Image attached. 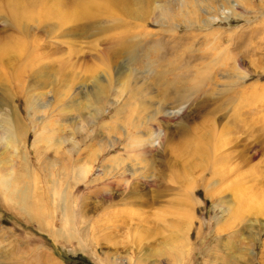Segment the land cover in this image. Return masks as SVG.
<instances>
[{
    "label": "rangeland",
    "instance_id": "rangeland-1",
    "mask_svg": "<svg viewBox=\"0 0 264 264\" xmlns=\"http://www.w3.org/2000/svg\"><path fill=\"white\" fill-rule=\"evenodd\" d=\"M16 1L0 264H264V0Z\"/></svg>",
    "mask_w": 264,
    "mask_h": 264
},
{
    "label": "bare ground",
    "instance_id": "bare-ground-1",
    "mask_svg": "<svg viewBox=\"0 0 264 264\" xmlns=\"http://www.w3.org/2000/svg\"><path fill=\"white\" fill-rule=\"evenodd\" d=\"M105 1V0H104ZM79 2V1H78ZM140 2V1H139ZM141 2H143L142 0H141ZM140 2V3H141ZM46 3V0H17L16 1V4H15V6H14V9H13V12H14V16H15V18H17V19H19V18H21L22 16H31L32 14H33V12H32V14L30 13L31 12V5H32V7L33 6H35V5H42V4H45ZM145 3H147L146 1H145ZM86 4V3H85ZM47 5V4H46ZM51 5V4H50ZM52 5H53V7H52ZM51 5V7H49V8H46V9H52L53 11H55L56 13V15L57 16H61V17H63V15H64V9L63 10H61V8H59L60 6H59V3H56L55 5L54 4H52ZM79 5H81V3L79 4ZM137 5V4H136ZM86 6V5H85ZM140 6V5H139ZM62 7V6H61ZM81 7V6H80ZM97 7V6H96ZM105 7V6H104ZM10 8V7H9ZM39 10H41V9H39ZM75 10V9H74ZM83 10V9H82ZM110 10V9H109ZM157 11V10H156ZM67 12V11H66ZM72 12V11H71ZM169 12V11H168ZM167 12V13H168ZM170 13V12H169ZM165 15V14H164ZM47 16V15H46ZM68 17V15H65L64 17H63V19H66ZM218 45V44H217ZM224 50V49H223ZM124 55V54H123ZM122 66V65H121ZM175 70V69H174ZM166 72V71H165ZM198 72V71H197ZM98 84V83H97ZM5 89V88H4ZM94 89V88H93ZM96 89V88H95ZM0 90H2V89H0ZM8 90V89H7ZM92 90V89H91ZM4 93H6V92H4ZM8 93V92H7ZM6 93V94H7ZM92 93L93 94H96V96H99V92L97 91V90H93L92 91ZM1 94V93H0ZM5 94V95H6ZM4 95V94H3ZM95 96V95H94ZM93 96V97H94ZM87 99V98H86ZM14 120H15V122H16V125H14V124H10V120H4L3 121V123H2V125H0L1 127H2V135H5V138L7 139L8 137H9V139H11L13 136V132L14 131H16L17 132V129H15V127H17L18 126V124H19V119L17 118V116L14 114ZM211 122V121H210ZM13 123H14V121H13ZM139 124V123H138ZM140 124H141V122H140ZM214 124V123H213ZM7 125V126H6ZM136 125V124H135ZM210 125H211V127H209L208 128V130H207V132L208 133H210V135H211V133H214L215 132V129H214V125L212 126V124L210 123ZM136 128V127H135ZM132 129V128H131ZM186 132H188V131H186ZM171 133V132H170ZM151 137H152V135H151V133H147L145 136H140V137H138V144L139 145H141L142 146V151H145L146 150V145L147 144H149L150 142L152 143V141H151ZM194 137V136H193ZM200 137V136H199ZM205 137V136H204ZM190 138V137H189ZM189 140V139H188ZM8 141V140H7ZM199 141V140H198ZM201 141V140H200ZM202 141H204V140H202ZM194 142H196V141H194ZM202 143V142H201ZM201 143H199V142H197V144H196V146H194V152H198V153H201V154H205V155H209V152H208V149L207 148H205L204 147V145H205V143H203V144H201ZM186 146V145H185ZM217 149V148H216ZM190 150V149H189ZM182 151V150H181ZM189 152V151H188ZM188 154V153H187ZM195 154V153H194ZM193 154V155H194ZM160 166H162L161 168L162 169H166V168H164V167H166L167 165L164 163V161H161L160 162ZM131 171H132V173H135V168H131L130 169ZM163 170V171H164ZM160 174H162L161 175V178H162V176H164V172H162V170H161V173ZM160 178V177H159ZM125 180H126V178H125ZM127 181V180H126ZM127 183H129V181H127ZM131 183H133V182H131ZM3 184H4V187L6 188V187H9V184H10V181H8V179L6 180V179H3ZM153 185H154V190L156 191V194H159V193H161V192H163L165 189V187H167V185L165 186V184H164V186L162 187V181L159 179V180H155L154 181V183H153ZM238 185V184H237ZM131 186H132V184H131ZM133 187V190H132V193L133 194H135V193H137V194H139L138 192H139V190L138 189H140L141 188V185H139V182L138 181H135V184L132 186ZM142 190L144 189V187H142L141 188ZM30 190V189H29ZM239 190V189H238ZM147 191V190H146ZM165 191H167V190H165ZM145 195L144 196H146L147 194H146V192H143ZM29 195V194H28ZM137 196V195H136ZM141 197L140 196V198H141V202L142 203H146V199L147 198H145V197ZM33 197V196H32ZM28 198V197H27ZM136 198H138V197H136ZM160 199V198H159ZM32 202V201H31ZM261 202V201H260ZM262 212H264V205H263V208H262Z\"/></svg>",
    "mask_w": 264,
    "mask_h": 264
}]
</instances>
